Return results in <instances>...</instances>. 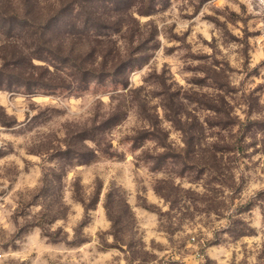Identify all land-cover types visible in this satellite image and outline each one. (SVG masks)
I'll list each match as a JSON object with an SVG mask.
<instances>
[{
  "label": "rangeland",
  "instance_id": "rangeland-1",
  "mask_svg": "<svg viewBox=\"0 0 264 264\" xmlns=\"http://www.w3.org/2000/svg\"><path fill=\"white\" fill-rule=\"evenodd\" d=\"M59 1L0 3V264H264V4Z\"/></svg>",
  "mask_w": 264,
  "mask_h": 264
},
{
  "label": "trees",
  "instance_id": "trees-1",
  "mask_svg": "<svg viewBox=\"0 0 264 264\" xmlns=\"http://www.w3.org/2000/svg\"><path fill=\"white\" fill-rule=\"evenodd\" d=\"M21 1V4H22V6H23V12H24V14H21V15H23V16H25L24 18L28 21V19H29V21H31L32 23H34V18L36 17V13H34L32 10H31V8L33 7V5H35V3H36V0H20ZM76 1L77 0H73V1H70V0H60L57 4V6H56V8H54V14L56 15V17L58 18V20L60 21L62 18H63V16H64V13L62 12V10H69V9H71V7L73 6V5H75L76 4ZM11 2V1H10ZM49 2V1H48ZM47 2V3H48ZM0 3L1 4H3V5H5V6H7V9L6 10H1V11H4V12H6V13H4L5 15H6V17H7V19H16L17 21H20V18H15V16H16V13H15V9L13 8L12 9V7H11V5L10 4H8V2H7V0H0ZM81 2L79 3V5L78 4H76V5H78L79 7L81 6ZM26 8V9H25ZM29 9V10H28ZM67 11H65V12H67ZM58 14V15H57ZM59 14H61V15H59ZM38 16V15H37ZM61 16V17H60ZM60 17V18H59ZM28 18V19H27ZM50 18H52V17H50ZM70 18V15L69 16H67V19H65V24L69 21L68 19ZM49 18H47V19H45L46 21L48 20ZM28 21V22H29ZM21 22V21H20ZM36 23H38V22H36ZM30 26V25H29ZM36 28V27H35ZM36 32H38V28H36ZM47 41H48V39H47ZM73 42L72 41H70V44H69V46L67 47V49H73L74 50V47H73ZM61 46H64L62 43H61ZM65 47V46H64Z\"/></svg>",
  "mask_w": 264,
  "mask_h": 264
},
{
  "label": "clouds",
  "instance_id": "clouds-1",
  "mask_svg": "<svg viewBox=\"0 0 264 264\" xmlns=\"http://www.w3.org/2000/svg\"><path fill=\"white\" fill-rule=\"evenodd\" d=\"M260 3L264 4V0H260ZM34 63H39V61H34ZM21 118H23V117H21Z\"/></svg>",
  "mask_w": 264,
  "mask_h": 264
}]
</instances>
